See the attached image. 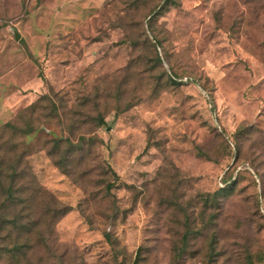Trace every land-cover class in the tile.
<instances>
[{"label":"rangeland","instance_id":"1","mask_svg":"<svg viewBox=\"0 0 264 264\" xmlns=\"http://www.w3.org/2000/svg\"><path fill=\"white\" fill-rule=\"evenodd\" d=\"M1 145L0 264H264V0H0Z\"/></svg>","mask_w":264,"mask_h":264},{"label":"trees","instance_id":"2","mask_svg":"<svg viewBox=\"0 0 264 264\" xmlns=\"http://www.w3.org/2000/svg\"><path fill=\"white\" fill-rule=\"evenodd\" d=\"M171 1L166 0L167 5ZM161 10L162 8L159 11ZM159 14L157 13L156 16ZM247 129H241L238 134L247 136L249 133ZM5 147L0 146V242H2L0 245V262L6 258H17L24 251L25 246L21 245L19 241L23 239L26 232L39 233L36 232L39 223L28 221L30 215L25 218L21 212H15L12 215L10 211H16L17 207L20 206L23 194L26 193L27 199L31 203L38 194L43 192L29 166L25 163L24 155L12 157L10 153L17 152V147L14 146L7 153L3 151ZM114 185V183L109 184L107 186L108 191L112 190ZM32 206L30 205V208L27 209L29 213H32ZM63 215L65 213L58 217ZM13 239L15 240L14 244L11 242Z\"/></svg>","mask_w":264,"mask_h":264},{"label":"water","instance_id":"3","mask_svg":"<svg viewBox=\"0 0 264 264\" xmlns=\"http://www.w3.org/2000/svg\"><path fill=\"white\" fill-rule=\"evenodd\" d=\"M17 38L19 39V38H20V36L18 35V36H17Z\"/></svg>","mask_w":264,"mask_h":264}]
</instances>
